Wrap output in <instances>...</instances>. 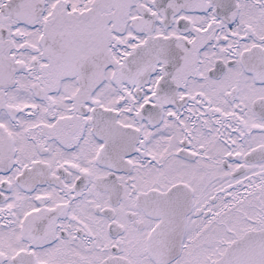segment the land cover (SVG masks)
<instances>
[{"label":"snow or ice","instance_id":"6c2138e0","mask_svg":"<svg viewBox=\"0 0 264 264\" xmlns=\"http://www.w3.org/2000/svg\"><path fill=\"white\" fill-rule=\"evenodd\" d=\"M0 264H264V0H0Z\"/></svg>","mask_w":264,"mask_h":264}]
</instances>
